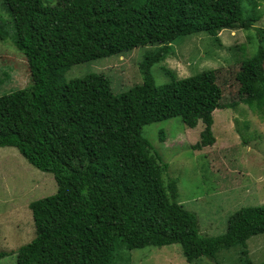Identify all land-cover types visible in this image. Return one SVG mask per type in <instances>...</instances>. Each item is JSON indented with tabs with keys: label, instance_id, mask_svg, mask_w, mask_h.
I'll return each mask as SVG.
<instances>
[{
	"label": "trees",
	"instance_id": "16d2710c",
	"mask_svg": "<svg viewBox=\"0 0 264 264\" xmlns=\"http://www.w3.org/2000/svg\"><path fill=\"white\" fill-rule=\"evenodd\" d=\"M0 10L10 17L11 42L30 77L26 87L0 96V148L16 149L57 186L28 204L33 238L18 249L15 264H114L117 247L170 245L188 263L238 248L239 264H257L246 242L264 233V206L230 215L221 236H201L196 217L175 201L174 182L164 181L168 166L141 131L171 118L190 129L201 122L194 146L201 148L215 142L214 109L242 103L264 116V30L253 57L243 61V69L255 72L236 81L239 100L222 103L228 90L212 72L180 79L164 69L169 82L161 86L150 73L177 39L205 32L218 41L222 30H250L260 15H245L241 0H58L53 6L1 0ZM139 47L148 48L139 64L142 84L126 93L113 94L97 74L64 81L73 66ZM8 255L0 251V259Z\"/></svg>",
	"mask_w": 264,
	"mask_h": 264
},
{
	"label": "rangeland",
	"instance_id": "374dc122",
	"mask_svg": "<svg viewBox=\"0 0 264 264\" xmlns=\"http://www.w3.org/2000/svg\"><path fill=\"white\" fill-rule=\"evenodd\" d=\"M42 1L53 6L58 0ZM241 5L245 15H260L250 30H222L217 35L218 41L205 32L177 39L170 46L171 53L150 68L155 84L169 82L164 69L180 79L212 72L221 90H228L222 103L239 100L244 74L255 72L243 69V61L250 60L259 45L257 32L264 30V0H241ZM3 32L8 33L4 40ZM12 34L10 17L0 10V96L30 83L27 63L14 48ZM147 49L139 47L120 56L73 66L64 74V81L97 74L108 80L113 94L126 93L142 84L139 64ZM239 72L240 77L235 76ZM209 90L214 91V87ZM212 117L215 142L209 147L194 148L200 142L201 122L190 129L179 118H171L144 126L141 134L168 166L164 181L174 182L175 201L196 217L199 234L218 237L225 233L230 215L241 208L264 206V116L240 103L231 108H216ZM56 190L51 174L29 165L16 149L0 148V251L9 252L0 259V264H15L18 249L33 238L28 204L51 196ZM246 245L251 261L264 263V233L251 236ZM114 261V264H239V257L238 248H232L220 251L212 260L200 258L188 263L180 247L170 245L137 250L117 247Z\"/></svg>",
	"mask_w": 264,
	"mask_h": 264
}]
</instances>
